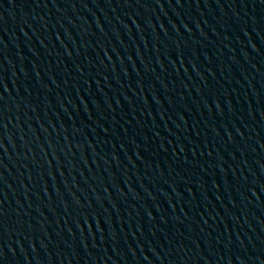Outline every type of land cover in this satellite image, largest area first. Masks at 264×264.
<instances>
[{
  "label": "water",
  "instance_id": "1",
  "mask_svg": "<svg viewBox=\"0 0 264 264\" xmlns=\"http://www.w3.org/2000/svg\"><path fill=\"white\" fill-rule=\"evenodd\" d=\"M137 0H0V264H125Z\"/></svg>",
  "mask_w": 264,
  "mask_h": 264
}]
</instances>
